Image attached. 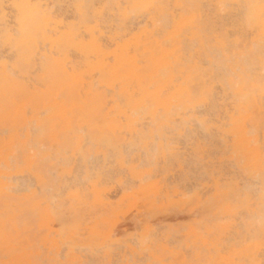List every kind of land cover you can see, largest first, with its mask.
Wrapping results in <instances>:
<instances>
[{
  "label": "rangeland",
  "instance_id": "obj_1",
  "mask_svg": "<svg viewBox=\"0 0 264 264\" xmlns=\"http://www.w3.org/2000/svg\"><path fill=\"white\" fill-rule=\"evenodd\" d=\"M77 1L44 0V2L48 4L51 12L56 16H60L64 21L66 18L67 21H65V23L76 21V9L68 6L76 4ZM159 1L162 2V0ZM163 2L162 4L176 5V3L179 2L185 5L189 3V0H166V2ZM108 3L112 5L111 0H96V4L98 5ZM206 3L207 5H215V3L210 0H203L198 5H206ZM54 5L57 6V9L56 7L53 9L52 6ZM116 10L111 8L108 9V17L101 18L100 20L102 30L107 37L104 40L106 44L111 43L108 37H122L125 33L128 34V37L135 33L138 34L141 32L140 30L142 27L144 28L142 25H147L148 23L147 20L143 22L137 20V24L135 21L131 23L128 22L126 23L129 25H126L128 29L123 30L121 29L123 23L118 18H112V16L115 17L119 12ZM196 10H198V12H196L195 18L184 28L189 30L187 31L188 34L185 33V38L189 41L196 38L198 43L195 47L191 46L192 51L189 50L191 49L190 46L182 47V50L185 49L183 51L184 60L187 62L188 66H193L194 63L197 62L203 67V71L207 73L206 78H209L208 80L211 82L210 85L212 89L213 87L216 88L215 93H213L207 101L198 102L193 108H186L174 102L169 115H161L158 113L159 116H161V121H164L167 127V131L164 133H161L160 129L153 124L150 118L152 110L140 111L138 118L141 125L140 128L144 127L146 131L148 130V132H146L144 129H141L143 130V134H145L147 138L156 135L157 137H161L157 140V143L161 145L167 143L168 140L173 137L179 138L181 134H184V143L186 145L191 141H194L197 145L206 144L210 153L208 157L209 162L206 165L202 167L192 165L189 168L181 165L177 161L167 160L168 163L167 161H162L154 177L146 180V182L145 180L142 182V178L150 171L141 166V161L147 159L146 153L144 155L141 154V146L143 143H146L147 140L143 134L140 135L137 133L135 135L133 134V136L130 134L129 136L126 135L127 140L121 148V155L117 151L107 148L105 145H93L86 141L84 143L86 144L84 145L85 147L82 148L83 153L86 155L84 158L78 150H72L68 147L65 148L64 144L62 145V142L65 140L63 136L60 137L59 144L46 140V143L44 142L43 144L37 145L35 142L36 133L34 132L36 131V125L33 120L34 114L30 109H28L29 112L27 111L26 123L23 114H19L17 117L10 116L11 122L9 121L5 124V129L0 127L2 130H0V138H6L7 141L9 135L8 129L13 125L15 128L14 130L20 134L22 139H25L26 133L29 131L30 142L28 148L30 152L33 146L38 149L42 147V151H48L51 154L50 158L45 159V169L49 170V166L55 168L50 167L51 172H49L52 174V178H54L53 181L47 172V176L49 179L51 178V181L47 184L50 185L45 187V189L47 187H49V189L45 190L42 189L43 186L39 178L34 174V171L30 172L25 168L24 162H10V158L24 160L25 152L19 145H15L13 149L3 150V156L2 159H0L2 180L11 185L12 190L10 189L9 192L16 198L15 201L21 202L33 191H36L38 196H43L45 193L44 196L47 199V204L45 205H47L49 209L48 217L42 220L39 217L38 211H35V220L33 222H29V224H24L23 222L18 223L19 230L34 244V255L36 258L42 261L58 262V264H81V262L84 261L86 264H154V262H161V264H185L186 261L197 259V254L202 255L201 258L203 259L204 257L203 260H209L205 258V253L206 255L209 253L213 254L214 258L212 261H216L217 264H231L233 261L249 259L242 256L241 251L236 247H232L229 251H220V242L222 240H235L240 232L239 227L232 228L230 232L221 231V233H219L220 231H218L211 236L205 235V233H212L214 228H225L226 225L222 224L220 217L223 214L231 212V206L220 201H216L213 204L209 197L214 194L215 189L213 190V188H216V186L221 183L222 178L226 179L230 177L235 171V166L231 160L218 154V152L222 151V145L224 144V137L226 136L224 130H230V126H228L230 116L233 114L236 117H240L239 110L237 109L240 101L237 100L238 97H236L238 92L236 88L231 87L230 83L228 86L229 89L225 87L222 82L217 78L215 79L214 70L212 68L199 63L198 59L192 58V55L193 52H195L197 57H199L200 50L204 47V38L218 32L227 33L229 30H232L234 36L231 37V40H233L232 42L236 46L232 47L233 50H231V48L230 52L227 53V56L232 57L229 67L234 76H236V74L255 76L259 72L256 58L260 54V49L254 42L255 40L252 33L243 31L240 25H236L238 23L231 15L224 14L225 16H223L218 10L208 9L206 7L205 9H193V11ZM211 10L216 11L211 12ZM168 11L171 10L169 9ZM186 14L190 15L188 12ZM177 20H179V17ZM207 21L210 22L208 23ZM234 24L237 27H235ZM207 26L210 27L207 28ZM220 28H222V30ZM195 33H198L199 36H195ZM172 45H174V43L170 46ZM254 47L256 49H254ZM0 54V61L6 62L7 65L11 67L14 63V58L11 56L13 52L9 50V48L0 45ZM248 59L251 61H248ZM244 60L246 63H244ZM249 62L254 64V70L252 69L253 74H251L249 70ZM17 76H15V78L20 82L30 81L29 83L26 82L29 86H34L37 83L33 78L36 74H32L30 79H24L26 81H24L22 77L19 78L20 75L18 73ZM97 79L98 76H95V83ZM97 86L95 87L98 88ZM169 94V90L164 88L162 99H167ZM215 98L218 99L216 100ZM259 99L261 100L260 97ZM262 105L263 112L258 113L259 111H257L255 107L251 116L253 119L250 118L245 122L248 136L252 138V141L257 145L261 139H264V104ZM200 109H203V111ZM201 121H207V124L201 127ZM153 125H155V127H153ZM31 132L34 134V137ZM1 133H5L6 136L5 134L1 135ZM43 147L45 148L43 149ZM67 150L70 152L68 153ZM130 152L132 153L130 154ZM92 154L94 156H92ZM78 157L79 160H77ZM125 159L129 161L127 167H125ZM255 171L256 174L251 178L258 182V167ZM83 172L84 174H82ZM25 174H27V176ZM19 175L21 176L19 177ZM32 182H35V184ZM22 187L24 188L22 189ZM14 189L18 190L14 191ZM153 189L160 190L161 198L159 203L140 199L143 193ZM209 189L213 190V193H208ZM201 191L207 193L203 198L199 195ZM170 193H181L183 196L195 193L197 194V198L195 203H191L182 198L171 199L169 198ZM253 211L256 214L255 222L258 223V194L255 199ZM205 221H208L209 224ZM201 222L203 224H201ZM232 224L236 225L237 222L233 221ZM256 225L255 223L254 228L257 227ZM192 228L197 231L196 234L190 233ZM115 231H118L117 234L119 233V235H117ZM152 232H154V234ZM217 233H219L218 236ZM232 233L233 235H231ZM201 237L205 241L201 240ZM132 241H135V243H132ZM204 248L207 249L204 250ZM218 255H221L223 258L221 259ZM2 257L3 250L0 248V258ZM258 259H261L260 255Z\"/></svg>",
  "mask_w": 264,
  "mask_h": 264
},
{
  "label": "bare ground",
  "instance_id": "obj_2",
  "mask_svg": "<svg viewBox=\"0 0 264 264\" xmlns=\"http://www.w3.org/2000/svg\"><path fill=\"white\" fill-rule=\"evenodd\" d=\"M202 1L203 0H189V3L185 5H198ZM210 1L214 2L215 4L254 3L257 5L260 2V0ZM162 2H160L159 0H111L112 5L135 3L162 4ZM164 2H166V0H164ZM76 4H96V0H78ZM177 4L180 3L177 2L176 5ZM17 5H21L23 7H16ZM117 10L119 11V9ZM212 11L213 10H211V12ZM256 11L257 18L255 21L254 29L247 30L242 26H240V28L243 31L252 33L255 40L254 42L257 46H259V49L261 50V28L259 21V10L257 9ZM187 12L190 13V15L186 14ZM196 12H198V10L193 11V8L184 9L181 14L174 18V29L179 30L189 25L195 18ZM178 17L179 20H177ZM100 20L101 18H90L87 15L81 14L80 10L76 9V21L65 23V21H67L66 18L64 21V19H62L60 16H56L53 12H51L48 4H46L44 0H0V45L9 48V50L13 52V55L11 56H13L14 58V63L11 67H9L6 62L0 61L1 128L5 129V124L9 121L11 122L10 116L17 117L19 114H23V116L25 117L24 121L26 123L27 111L28 109H30L34 114L33 120L36 125V131L34 132L36 133L35 142L37 145L43 144L46 140H49L52 143L56 142L59 144V139L61 136H63L65 140L62 142V145L64 144L65 148L68 147L72 150H78L81 156L85 158L86 155L83 153L82 148L85 147L84 145L86 144L84 143L86 141L87 143L93 145H105L107 148L117 151V146H120V148H122L124 142L127 140L126 135L129 136L130 134L133 136V134L135 135L137 133H139L140 135L143 134V130L141 129H144V127L140 128L141 125L138 118L140 112H138L135 117L129 116L128 112L126 111L125 105L122 104L118 99H116L117 96L127 98L131 97L133 94H139L141 96L155 97L157 99V107L163 106L164 108L163 115H169L174 102L177 105H182L186 108H193L198 102L207 101L208 98L212 96L213 93H215L216 88L213 87V89L215 88L213 91L212 86L210 85L211 82H209V78H206L207 73L203 71V67L197 62H195L193 66H188L187 62L184 60L185 58L183 51L185 49L182 50L179 41L174 42V45L168 47L163 44L161 38L159 39L157 37L150 36L148 34V29L146 27H142L140 33L132 34L129 37L126 33L122 37H108L111 40V43L106 44L104 40L107 37L105 35V32L102 30ZM207 22L209 23L210 21ZM126 25L128 24L123 23L121 29L127 30V27L129 25L127 27ZM209 27L210 26H207V28ZM220 29L222 30V28ZM197 35L198 33H195V36ZM254 49L256 48L254 47ZM189 50L192 51V48ZM231 50H233V48ZM225 55L227 56V54ZM76 58L78 59V61ZM248 61L251 60L248 59ZM256 61L258 63L259 69L260 54L256 58ZM244 63H246L245 60ZM13 71H16V73L20 75L19 78L22 77L23 80L30 79V76H32V74H36V76L33 77L37 82L36 85L29 86L26 83L30 82L28 80H24L26 82L18 81L17 78L11 76V73ZM258 71L259 72L255 76H244L241 74H236L235 78L240 82V87L237 89L238 92L236 96L238 97L237 100L240 101L237 108L239 110L240 117H236L232 114L230 116L228 125L230 126V130H224V134L226 135L228 133L236 134V139L234 142L238 143L240 147L245 150L247 149L249 142L252 141V138L248 136L245 122L248 119L252 118L251 116L255 107L257 108V111H259L258 113L263 112V105L261 103V100L259 99L260 70ZM251 74H253L252 70ZM95 76H98V79L96 80L98 86L94 81ZM250 78L254 79L256 82L254 89L251 86H245L246 82ZM31 81L33 82V80ZM231 81L232 78L229 79L230 85ZM6 83L7 87L10 90L15 91L17 96L15 103L9 106L7 109L5 107ZM117 84H119V88L116 87ZM95 86H97L98 88H96ZM164 88L168 89L170 92L167 99H162L160 95L161 93H163ZM109 101H111V103H109ZM104 104H108L109 113H105L103 118L101 119H96V113ZM200 110L203 111V109ZM150 118L153 124H155L159 129L161 125H165V122L161 121V116H159L158 112L155 109L151 111ZM234 121L237 122L236 127H233ZM14 129V125L8 129V141L6 140V138H0V159H2L3 150L13 149L15 148V145H19L24 152L30 153V149L28 148V144L30 142V135L28 133L29 131L26 133L25 139H22L20 134ZM144 130L146 131V128ZM146 132H148V130ZM5 133H1V135H4ZM31 134L33 133L31 132ZM143 135L145 136V134ZM145 137L147 139V136ZM44 148L45 147H43V149ZM39 149H42V147ZM69 152L70 151H68V153ZM118 153L121 155L122 151H119ZM131 153L132 152H130V154ZM47 156H49L48 151H41L40 159L37 161L36 167L33 166V162L30 157H24L23 160L26 166L25 168L30 172L34 171L36 177L39 178L41 185L44 187H42V189H45L46 186H49L50 184H47L54 179L51 176L52 174L49 173L51 172V168L54 167L49 166V170L45 169V159ZM92 156L94 155L92 154ZM77 160H79V157ZM47 172L52 178H50L51 180L48 178ZM82 174H84V172ZM25 175L27 176V174ZM20 176L21 175H19V177ZM32 183L35 184V182ZM23 188L24 187H22V189ZM10 189L11 185L2 180V173L0 172V230H2L3 228L6 210H11L15 215L17 226L20 222H23L24 224L33 222L35 220V211H38L39 217L42 220L48 217L49 209L48 206L45 205L47 204V199L44 196L45 193L43 196H38L37 192L33 191L21 202H17L15 201L16 198H14V196L10 194ZM46 189L48 190L49 187H47ZM214 189L215 188H213V190ZM16 190L18 189H14V191ZM257 217H259L258 214ZM206 223H208V221ZM255 223L257 224V229L254 228V230H256L255 233L257 234V240L254 242L253 246L258 249L260 223ZM201 224L203 223L201 222ZM152 233L154 234V232ZM190 233L196 234L197 231L192 228L190 230ZM219 233H221V231ZM219 233H217V236L219 235ZM117 235H119V233ZM231 235H233V233ZM201 240L205 241L202 237ZM205 249L207 248H204V250ZM241 255L245 258L253 259L257 262V264H259L258 251L252 256L242 253ZM196 256L199 259H202V255L197 254ZM204 256L209 260H213L214 258V255L211 253H209L208 255H206L205 253ZM218 256L221 259L223 258L221 255Z\"/></svg>",
  "mask_w": 264,
  "mask_h": 264
},
{
  "label": "snow or ice",
  "instance_id": "obj_3",
  "mask_svg": "<svg viewBox=\"0 0 264 264\" xmlns=\"http://www.w3.org/2000/svg\"><path fill=\"white\" fill-rule=\"evenodd\" d=\"M16 7H23L17 5ZM53 9L57 6H52ZM63 7V6H60ZM68 7L80 10L81 14L88 17L106 18L108 17V9H119L115 18H118L122 23L134 22L140 20L143 22L147 20V25H142L148 29V34L152 37L161 38L166 46H170L174 42L179 41L181 47L195 46L198 41L193 38L191 41L185 38L187 28L179 30L174 29V18L182 13L187 8H209L216 9L220 14L231 15L233 19L243 28L247 30L254 29L257 18V9L259 10V21L261 28V50L259 62V89L262 104H264V0H260L259 4L245 3V4H228L218 3L215 5H171L161 3H135V4H120V5H97V4H73ZM171 11H162V10ZM233 31L229 30L227 33L218 32L203 39L204 47L201 48L199 57L193 52L192 58L198 59V62L209 66L214 70L215 77L222 82L225 87L229 86V78L232 77L231 87L238 89L240 82L235 78L229 64L232 60L231 56L225 54L230 52V49L236 45L233 44L231 37ZM254 68V64L249 62V70ZM16 71L11 73L15 77ZM255 80L250 78L245 86L255 88ZM119 88V84L116 85ZM161 97L163 93L160 94ZM17 99L16 93L5 87V107L6 109L13 105ZM122 104L125 105L129 116L135 117L140 111H150L155 109L161 115L164 112L163 106L157 107V99L152 96H141L133 94L131 97L117 96ZM111 103V101H109ZM202 107V106H201ZM105 113H109L108 104H104L96 113V119L103 118ZM207 121H201L200 126L204 127ZM237 126V122H233V127ZM155 127V125H153ZM167 131L165 125H161L160 132ZM161 137L152 136L147 138L146 143L141 146V154H147V159L143 160L141 166L150 171L145 174L143 180H149L158 172L159 165L162 161L173 160L179 162L185 167H202L206 165L210 155L207 145H197L194 141L185 144L184 134L179 138L173 137L167 143L161 145L157 140ZM236 134L228 133L224 137V144L222 151L218 154L230 159L235 166L234 174L224 179L218 184L214 190V194L210 195V201L215 203L220 201L231 206V212L223 214L220 219L225 228H214L212 233L205 235L211 236L218 231L230 232L233 227H239L240 232L233 241H221L220 251H229L232 247H236L242 254L252 256L258 251L261 259L259 264H264V139H261L258 145L252 141L249 142L247 149H242L238 143H235ZM42 149L33 147L31 152H25V157H30L33 166L36 167L37 161L40 159ZM117 151H121L120 146H117ZM50 153L49 157L50 158ZM12 163H23V160H16L10 158ZM125 167L128 166L129 161L125 159ZM258 167V182L251 177L256 174ZM7 179V178H6ZM208 193H213L209 189ZM207 194L201 191L199 195L203 197ZM258 194L259 199V223L260 231L258 235V249L255 248L254 242L257 240V234L254 231L255 212L253 211L255 199ZM161 198L160 191L153 189L143 193L140 197L142 200L153 201L159 203ZM171 199H184L191 203H195L197 194H189L183 196L181 193H170ZM237 224L233 225L232 222ZM151 234V233H150ZM135 243V241H132ZM0 248L3 250V257L0 258V264H58V262L42 261L34 255L35 246L30 239L22 233L16 222L15 215L11 210H6L5 220L2 230H0ZM86 264V262H81ZM154 264H161V262H154ZM185 264H217L216 261L193 259L186 261ZM231 264H257L253 259L243 261H233Z\"/></svg>",
  "mask_w": 264,
  "mask_h": 264
}]
</instances>
